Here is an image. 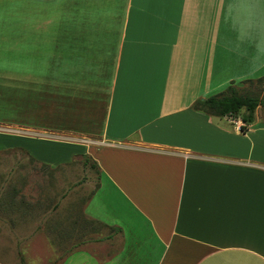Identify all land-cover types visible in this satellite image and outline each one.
<instances>
[{
  "label": "crops",
  "instance_id": "1",
  "mask_svg": "<svg viewBox=\"0 0 264 264\" xmlns=\"http://www.w3.org/2000/svg\"><path fill=\"white\" fill-rule=\"evenodd\" d=\"M263 75L264 0H0V151L96 163L57 264H264V123L192 108Z\"/></svg>",
  "mask_w": 264,
  "mask_h": 264
},
{
  "label": "rangeland",
  "instance_id": "2",
  "mask_svg": "<svg viewBox=\"0 0 264 264\" xmlns=\"http://www.w3.org/2000/svg\"><path fill=\"white\" fill-rule=\"evenodd\" d=\"M235 87L264 101V75ZM254 118L264 123V106L255 110ZM2 133L0 149L5 147ZM91 163L81 155L51 168L20 152H0V202L5 198L7 204L0 208L1 264H57L63 256L89 250L93 242L105 238L107 232L83 213L97 184V170ZM33 233L44 237L25 241ZM16 234L18 239L13 238Z\"/></svg>",
  "mask_w": 264,
  "mask_h": 264
},
{
  "label": "trees",
  "instance_id": "3",
  "mask_svg": "<svg viewBox=\"0 0 264 264\" xmlns=\"http://www.w3.org/2000/svg\"><path fill=\"white\" fill-rule=\"evenodd\" d=\"M259 106H264V101H260L254 96L241 94L239 90L235 87V84L232 83V84H229L225 88V90L220 94L209 96L205 99L197 100L194 103L192 108L195 111L204 113L209 116L218 117V118L237 117L241 113V111H244V113L241 116V121L245 127L246 125L253 123L255 110ZM242 130H244L243 127H242ZM4 151L5 150L0 151V152H4ZM83 156H84V159L90 160L89 157L85 155ZM91 167L96 169V163L92 162ZM98 180L99 179L97 178L96 187L94 191L92 192V194L90 195V197L88 198V200L97 190ZM0 200H1V197H0ZM5 205L7 204L5 203V198H3L2 203L0 202V208L5 207ZM99 226L100 225H98V227ZM35 233L31 234L30 237L25 238V241L30 239ZM16 239H18V237H16ZM21 242L22 241H19V240L17 241L18 244H21Z\"/></svg>",
  "mask_w": 264,
  "mask_h": 264
}]
</instances>
